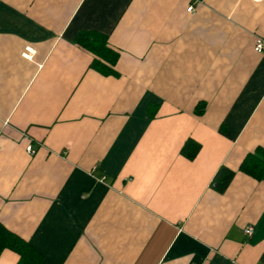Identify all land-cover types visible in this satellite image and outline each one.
Listing matches in <instances>:
<instances>
[{
    "label": "crops",
    "instance_id": "1",
    "mask_svg": "<svg viewBox=\"0 0 264 264\" xmlns=\"http://www.w3.org/2000/svg\"><path fill=\"white\" fill-rule=\"evenodd\" d=\"M256 38L264 0H0V225L39 264H264V177L238 170L264 150Z\"/></svg>",
    "mask_w": 264,
    "mask_h": 264
},
{
    "label": "trees",
    "instance_id": "2",
    "mask_svg": "<svg viewBox=\"0 0 264 264\" xmlns=\"http://www.w3.org/2000/svg\"><path fill=\"white\" fill-rule=\"evenodd\" d=\"M76 44L88 51L94 57L90 67L98 73L107 74L112 72L98 60L112 65L116 60V54L109 51L105 46L103 36L82 33L78 36ZM199 146L190 140L186 141L180 150V154L191 160L197 153ZM238 170L256 180L264 177V150L256 148L253 153L245 156ZM233 176V172L226 168H219L211 180V187L217 193H222ZM9 250L16 253L22 264H39L38 256L21 239L14 236L0 225V252Z\"/></svg>",
    "mask_w": 264,
    "mask_h": 264
},
{
    "label": "built area",
    "instance_id": "3",
    "mask_svg": "<svg viewBox=\"0 0 264 264\" xmlns=\"http://www.w3.org/2000/svg\"><path fill=\"white\" fill-rule=\"evenodd\" d=\"M249 1L255 3V2H259V1H261V0H249ZM194 2H198V3H199V2H201V0H194ZM186 12H187V13H192V7H191V6H188V7L186 8ZM253 50H254V52H256V53L261 54V53L263 52V50H264V39H262V38H256V39L254 40ZM31 54H32V50H31V48H29V47H25V48H24V52L21 54V56H22L23 58L27 59V58L30 57ZM25 152H26L28 155H30V156L34 154V151H33V149L31 148L30 145H27V146L25 147ZM242 233H243L245 236L249 237V236L252 234V227H251V226H247V227L243 228Z\"/></svg>",
    "mask_w": 264,
    "mask_h": 264
}]
</instances>
